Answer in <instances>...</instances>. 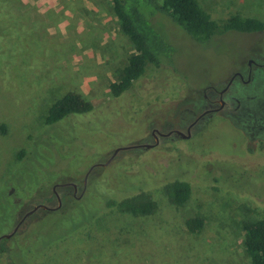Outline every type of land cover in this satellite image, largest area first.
Returning <instances> with one entry per match:
<instances>
[{"label":"rangeland","instance_id":"374dc122","mask_svg":"<svg viewBox=\"0 0 264 264\" xmlns=\"http://www.w3.org/2000/svg\"><path fill=\"white\" fill-rule=\"evenodd\" d=\"M197 2L218 24L235 13L264 20V0ZM139 6L172 50L112 96L108 82L133 46L110 0H0V235L34 205L54 207L53 185L60 200L0 239V264L248 263L241 223L264 217V68L253 67L247 83L234 77L223 106L188 137L161 133H185L207 101L216 107L209 85L222 87L236 68L245 79L249 57L262 63L264 31L199 42ZM69 90L91 108L46 124L49 105ZM173 179L190 185L180 206L163 191ZM125 196L156 207L143 216L103 207ZM194 214L203 224L190 233L183 219Z\"/></svg>","mask_w":264,"mask_h":264},{"label":"trees","instance_id":"16d2710c","mask_svg":"<svg viewBox=\"0 0 264 264\" xmlns=\"http://www.w3.org/2000/svg\"><path fill=\"white\" fill-rule=\"evenodd\" d=\"M112 11L118 21L119 29L124 33L133 46V52L126 58L125 64L116 70L115 79L108 82V89L112 96H118L126 90L138 76L146 64L158 66L161 59L170 55L172 47L164 40L146 14L140 9L139 3L144 1L152 9L168 17L173 23L181 27L191 38L203 42L213 34L234 30L238 32L264 31V20L255 16H241L237 13L229 14L218 24L209 13L202 9L197 0H110ZM152 11H149L151 13ZM91 108L89 101L81 95L69 90L55 99L47 108L44 122L54 123L67 114L81 113ZM0 132H4L0 124ZM167 201L175 206L182 205L190 195V185L185 180L173 179L163 185ZM103 207H114L119 212H126L133 216L151 214L156 203L149 197L136 198L125 196L121 198H106ZM97 210V212L95 211ZM93 211L92 221L101 211L97 207ZM203 224L200 215H188L183 219L185 230L190 233L199 231ZM243 236L242 250L248 258L247 264H264V217L244 220L241 223ZM0 243V250H3Z\"/></svg>","mask_w":264,"mask_h":264},{"label":"flooded vegetation","instance_id":"af4514ba","mask_svg":"<svg viewBox=\"0 0 264 264\" xmlns=\"http://www.w3.org/2000/svg\"><path fill=\"white\" fill-rule=\"evenodd\" d=\"M249 58H251L252 60H249L248 62H247V60H246V77H245V79H243V77H242V73H241V71L240 70H238V68H236V69H234L232 72H231V75H229L228 76V78H227V81L225 82V84L222 86V87H219V88H217V87H214V86H212V85H209L208 87L209 88H211V91H213L214 93H216L217 94V99L216 100H214V102H217V105H216V107H213V106H211V103H210V101L208 102L207 100H208V98L206 97V93L205 92H203V98H204V101H207V103H208V107H206V108H204L199 114H197V116L195 117V118H193L190 122H188L187 124H186V126H185V129H184V131H185V133H183L184 135H186V133H187V131H188V136H189V133H190V128H191V126L200 118V117H202L204 114H206V113H209V112H211V111H216L217 109H219V108H221L222 106H223V99H222V95H223V93H225V91L229 88V84L232 82V80H233V78L234 77H238V79L240 80V81H243L244 83H247L251 78H252V76H251V74H252V71H253V67H258V68H264V60H263V62L262 63H258L257 61H255V59L253 58V57H249ZM248 59V58H247ZM175 130H178V129H175ZM154 131V133H156V134H158L159 135V133H157V131H156V129H154L153 130ZM153 131H152V136H153V139H154V141H156V135H154V133H153ZM179 131V130H178ZM168 132V134L169 133H171V132H174V129H169V130H167L165 133H167ZM181 132V131H180ZM165 133H161V134H165ZM175 133V132H174ZM178 134V133H177ZM180 135V134H179ZM181 136V135H180ZM188 136H186V137H188ZM181 137H183V136H181ZM71 186H72V196H74L75 195V191H76V188H75V186H74V184H71ZM55 186L53 185L52 186V193L54 194V196H55V193H56V191H55ZM56 198V197H55ZM40 204V203H39ZM34 211V210H33ZM28 216V215H27ZM23 221V220H22ZM21 221V222H22Z\"/></svg>","mask_w":264,"mask_h":264},{"label":"water","instance_id":"95a60500","mask_svg":"<svg viewBox=\"0 0 264 264\" xmlns=\"http://www.w3.org/2000/svg\"><path fill=\"white\" fill-rule=\"evenodd\" d=\"M174 132L180 134V135L183 136V137L188 136V131H187L186 135H184L182 132H180V131H178V130H174ZM165 134H168V132L165 133ZM143 145L147 147V146H150L151 144H143ZM122 148H125V147H120V149H122ZM118 149H119V148H118ZM116 150H117V149H116ZM116 150H115V151H116ZM115 151H114V152H115ZM106 162H107V161H106ZM55 197H56V200H57V204H56L54 207H49V206H47V205H45V204H42V203L34 205L31 209L25 211V212L22 214V216L18 219V221H17L16 224L14 225L13 229H12L9 233H6V234H3V235H0V239H1V238H7V237H9V236L15 231L16 227L21 223V221H22L27 215H29L33 210H35V209H37V208H39V207H40V208H43V209H55V208H57V207L59 206V204H60L59 196L57 195V193H55Z\"/></svg>","mask_w":264,"mask_h":264}]
</instances>
